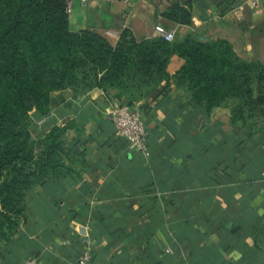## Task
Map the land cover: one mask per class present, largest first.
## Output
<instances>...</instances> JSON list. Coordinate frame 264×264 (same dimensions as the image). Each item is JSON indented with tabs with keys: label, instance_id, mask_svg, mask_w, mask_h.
Returning a JSON list of instances; mask_svg holds the SVG:
<instances>
[{
	"label": "crops",
	"instance_id": "crops-1",
	"mask_svg": "<svg viewBox=\"0 0 264 264\" xmlns=\"http://www.w3.org/2000/svg\"><path fill=\"white\" fill-rule=\"evenodd\" d=\"M68 0L72 31L115 46L123 31L136 42L195 32L226 40L242 60L264 66V0ZM188 24L165 16L171 6ZM141 88L131 107L147 130L148 155L131 151L107 117L116 89L77 88L50 95L49 113L32 114L31 133L67 127L76 174L32 189L26 220L0 249V264L30 256L36 264H264V133L231 121L228 107L206 113L171 79Z\"/></svg>",
	"mask_w": 264,
	"mask_h": 264
},
{
	"label": "trees",
	"instance_id": "trees-1",
	"mask_svg": "<svg viewBox=\"0 0 264 264\" xmlns=\"http://www.w3.org/2000/svg\"><path fill=\"white\" fill-rule=\"evenodd\" d=\"M68 0H0V249L26 220L28 193L76 174L67 127L41 138L31 133L32 114L49 113L50 95L77 88L116 89L132 104L172 55L183 60L171 78L206 113L228 107L231 121L250 135L264 133V66L240 59L223 39L188 33L171 43L156 37L136 42L123 31L113 47L100 35L72 31ZM175 4L165 16L188 24Z\"/></svg>",
	"mask_w": 264,
	"mask_h": 264
},
{
	"label": "built area",
	"instance_id": "built-area-1",
	"mask_svg": "<svg viewBox=\"0 0 264 264\" xmlns=\"http://www.w3.org/2000/svg\"><path fill=\"white\" fill-rule=\"evenodd\" d=\"M251 4L252 6H258L259 1L253 0ZM66 12L67 14L69 13L68 4ZM154 34L155 37L167 43H171L175 40L173 32H169L159 25L154 27ZM107 117L113 124L118 135L125 140L129 150L148 155L146 146L147 130L143 124L141 114L136 108L116 101L111 104L107 112ZM88 260V256L84 254L72 264H88ZM36 261L35 257L30 256L18 264H36Z\"/></svg>",
	"mask_w": 264,
	"mask_h": 264
}]
</instances>
